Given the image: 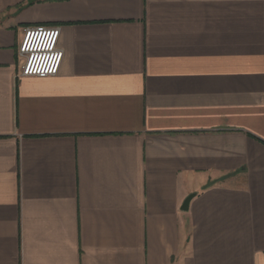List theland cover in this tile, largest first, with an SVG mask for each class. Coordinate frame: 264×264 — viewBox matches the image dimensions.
<instances>
[{"label": "crops", "instance_id": "1", "mask_svg": "<svg viewBox=\"0 0 264 264\" xmlns=\"http://www.w3.org/2000/svg\"><path fill=\"white\" fill-rule=\"evenodd\" d=\"M0 264H264V0H0Z\"/></svg>", "mask_w": 264, "mask_h": 264}, {"label": "built area", "instance_id": "2", "mask_svg": "<svg viewBox=\"0 0 264 264\" xmlns=\"http://www.w3.org/2000/svg\"><path fill=\"white\" fill-rule=\"evenodd\" d=\"M59 27L34 26L25 30L20 44L23 64L19 75L47 77L56 75L64 52L58 46Z\"/></svg>", "mask_w": 264, "mask_h": 264}, {"label": "water", "instance_id": "3", "mask_svg": "<svg viewBox=\"0 0 264 264\" xmlns=\"http://www.w3.org/2000/svg\"><path fill=\"white\" fill-rule=\"evenodd\" d=\"M195 195H196L195 193L189 194V196L185 199L184 204L182 206L183 210H188L189 209L190 202L194 198Z\"/></svg>", "mask_w": 264, "mask_h": 264}, {"label": "rangeland", "instance_id": "4", "mask_svg": "<svg viewBox=\"0 0 264 264\" xmlns=\"http://www.w3.org/2000/svg\"><path fill=\"white\" fill-rule=\"evenodd\" d=\"M28 28H29V27H28ZM26 29H27V28H26ZM26 29H25V30H26ZM24 33H25V32H24Z\"/></svg>", "mask_w": 264, "mask_h": 264}]
</instances>
